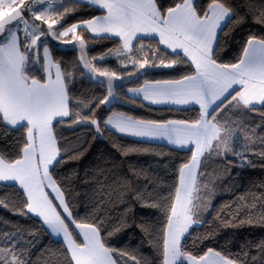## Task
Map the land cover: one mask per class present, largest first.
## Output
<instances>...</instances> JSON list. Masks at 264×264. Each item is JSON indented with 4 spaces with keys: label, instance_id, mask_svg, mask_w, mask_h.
I'll return each mask as SVG.
<instances>
[{
    "label": "trees",
    "instance_id": "trees-1",
    "mask_svg": "<svg viewBox=\"0 0 264 264\" xmlns=\"http://www.w3.org/2000/svg\"><path fill=\"white\" fill-rule=\"evenodd\" d=\"M31 1L24 0L20 6L23 14L30 12L25 9ZM155 2L163 14L180 0ZM211 2L195 0L194 7L202 14ZM226 4L233 18L220 29L212 58L218 64L230 65L242 57L249 38L264 39V0H226ZM103 12L75 0H58L51 9L59 31ZM75 34L86 42L87 55L97 69L128 79L116 86L115 102L98 104L107 95L106 82L86 74L76 48L62 47L58 39H42L59 64L68 91L70 115L53 123L62 163L51 168L50 174L63 194L70 217L50 197L77 243L82 239L75 226L93 224L119 263L164 264L163 240L170 207L175 202L181 169L192 159L193 150L118 133L107 126L106 119L117 111L146 121L195 122L200 116L198 107L152 106L127 94V88L146 81L191 76L195 67L182 53L165 49L157 38L136 39L129 55L140 62L141 57L148 61L139 68L124 53H118L122 46L119 39L94 36L82 27ZM19 36L25 40L20 32ZM30 61L26 74L45 81L42 53L38 51ZM73 113L79 116L74 119ZM85 116L98 121L99 131L97 125L84 122ZM222 118L236 131L238 140L232 153L218 155L214 147L202 154L198 181L212 188L216 198L205 220L192 226L181 239V249L195 258L211 249L236 264H264V143L257 139L264 138V105L253 110L226 106L218 115V120ZM25 136L24 131L7 126L0 114V155L5 161L21 158ZM26 200L19 185L0 182V248H10L14 243L16 256L26 264H74L64 242L54 238L41 219L28 211Z\"/></svg>",
    "mask_w": 264,
    "mask_h": 264
},
{
    "label": "snow or ice",
    "instance_id": "snow-or-ice-1",
    "mask_svg": "<svg viewBox=\"0 0 264 264\" xmlns=\"http://www.w3.org/2000/svg\"><path fill=\"white\" fill-rule=\"evenodd\" d=\"M42 3V0H35ZM76 3L90 2L99 4L107 10L104 16L93 20L83 21L85 29L92 32L112 33L116 37H122L123 43L118 53H124L125 58L139 68H144L148 63L134 59L129 53L133 50L132 41L137 33H158L159 42L168 45L175 51L176 47L183 49L184 53L191 56L195 64L196 74L185 76L180 81L157 82L165 86L145 87L142 89H128L133 93H143V99L153 103L171 102L174 104H188L194 101L200 107L199 118L192 123L187 121H168L157 123L155 121L134 120L123 114L112 113L107 118L106 124L111 125L121 133H129L134 136L151 137L166 136L172 144L184 145L194 142L196 151L192 155L195 167L197 154H203L211 149L213 141L216 142L214 151L219 155L221 151H232L231 141L235 140L237 133L229 127L227 120H217V113L226 104L234 105L237 109L253 110L256 103L264 105V39L251 37L247 40V46L243 48L242 57L234 64H217L212 58L213 44L221 24L231 20L233 14L227 6L226 0H212L208 9L202 14L198 13L193 5V0H180L175 7L167 8L162 14L157 8L155 0H75ZM24 0H19L15 6L20 7ZM48 7H51L49 3ZM30 11L35 20H43L48 24L46 30L39 25H29L21 12L9 17V22L17 21L7 29V34L0 37V114L7 126L17 128L26 133L24 144L21 148V158L13 162H6L0 155V181L19 182L20 187L27 193L26 207L28 211L43 217L53 233L60 235L67 241V248L71 252V259L75 264H115L112 259L113 250L106 247L100 235V229L93 224H77L76 227L83 230V245L76 244L70 238L67 225L55 211L51 201L44 194V187H53L49 168L62 163L58 159L60 149L53 134L52 123L57 117L63 118L70 115L68 105V93L64 80L61 78L60 66L54 63L49 48L41 38L48 36L62 38L72 33V39L80 40L81 48L84 42L81 37L75 35V30L81 25L72 24L63 31L53 30V20L48 22L46 11L38 14L41 9ZM3 13H0V18ZM63 18L62 16L60 17ZM20 24L24 27L22 32L27 39L21 41L17 35L21 31ZM5 25L0 23V33H4ZM40 41L39 48L37 42ZM66 43L68 41H65ZM138 43V42H137ZM23 45V50H21ZM175 45V47H174ZM191 46L198 55H192ZM142 50V46L136 49ZM42 53V62L45 70L55 67V81L49 79L41 83L37 79L30 78L26 74V67L30 63V57L37 52ZM83 59V57H81ZM163 65V60L160 61ZM172 63H175L174 61ZM170 67L169 65H164ZM88 69L90 78L98 74L100 77H108L106 81L107 95L97 101L98 104L109 103L108 97L118 99L113 93V78L116 73L108 70H100L89 63L83 65ZM70 79V74L65 73ZM187 82V83H185ZM233 85H242V90H236L234 94L226 96ZM220 101L219 104L216 102ZM256 102V103H254ZM211 109V111H209ZM75 119L79 113H73ZM119 115V119L116 117ZM85 123L97 125L95 119L84 118ZM80 122V121H77ZM251 139V138H249ZM264 143V138L257 137ZM189 168V165H184ZM195 176L190 171L189 184L185 185L183 168L181 169V185L186 192H190L191 184ZM176 204L171 205L170 215L167 220V232L163 240L164 264H178L183 258L188 257L181 249V239L188 232L192 217L188 210L181 205L182 210L177 212V204H181L180 189L176 190ZM191 203V201H188ZM64 211L68 212L67 205L61 200ZM156 206V205H149ZM69 217L71 213H68ZM197 223L199 221H196ZM16 245L10 248H0V264H26L15 254ZM210 254L219 257L223 264H236V261L220 256V253ZM194 264H199L195 257H188ZM134 259V257H133ZM204 256L199 258L200 261Z\"/></svg>",
    "mask_w": 264,
    "mask_h": 264
},
{
    "label": "rangeland",
    "instance_id": "rangeland-1",
    "mask_svg": "<svg viewBox=\"0 0 264 264\" xmlns=\"http://www.w3.org/2000/svg\"><path fill=\"white\" fill-rule=\"evenodd\" d=\"M57 1L58 0H42V3H36L35 0H32L31 3L29 4L28 9L31 8L32 11H36L37 9H41V12L38 13L41 15H43L44 12L46 11L47 17H48V22L51 23L53 20L56 21V19H54L53 15L51 14V9L54 7V5L57 3ZM49 3H51V7H48ZM22 16L25 20L28 21L29 25H32V24L39 25L42 30H46L48 27V24L45 23L43 20H35L33 15L31 14V12H29L28 14H23ZM57 21H56V23H57ZM16 23H17V21H13L12 23L7 24V27L5 28L4 33H0V37L5 36L7 34V29L12 27V25L16 24ZM23 27H24V25L20 24L21 31H19V32L23 35V37L25 39H27V37H25L23 32H22ZM53 30L54 31L57 30L55 27V23L53 24ZM75 35L79 36L77 34H75ZM72 36L73 35H69V36L62 37V38H55L52 36H48L46 39L44 37H42L41 39H44L47 41L49 39H52V40L58 39L59 44L62 47L76 48L79 52V56H80V60H81L82 65H84L85 63H89L93 67H95L94 62L87 55V45H86V42L84 41V39L81 36H79L82 38V40L84 42V47L81 48L80 40L72 39ZM65 41H68V42L66 43ZM39 43H40V41L37 42V48L39 47ZM46 46L49 48L48 44H46ZM81 57H83V59H81ZM84 69H85V72L87 75H89V76L92 75L89 73L88 69H86V68H84ZM109 72H111V71H109ZM93 79H100V80H104L106 82L108 77H100L98 74H96V75H94ZM127 79H128L127 76H121V75H117V74H116V77L113 78V93H114L115 97H116V95H115L116 86L118 84L124 82ZM108 100H109V103H107L106 105L112 104L117 99H113L112 97H108ZM217 119H218V115H217ZM235 140H238L237 136H236ZM235 140L230 142L231 146H232V151H233V148L235 147L233 145ZM215 144H216V142L213 141L212 148L215 147ZM207 150H209V149H207ZM207 150H205V151H207ZM232 151H221V152L224 154H227V153H232ZM201 156H202V154L197 155V162H196V165L194 168L191 167L193 164L192 159L190 160L189 163L186 164V165H189V168L183 167V175H184L185 185L189 184V173H190V171L195 176V180L191 184L190 192H186L185 187H183L181 185V174H180V181H179L178 188L180 189V194H181V204H177L176 206H177V212L179 213L182 210L181 205H183L188 210L187 214L192 217V223H190L188 230L192 226H196L198 224H201L205 220L206 216L210 213L213 202L216 198L215 192L212 188L208 187V185L199 184L198 168H199V161H200ZM51 179H52V181H54L52 176H51ZM45 190L47 192V195H49V197H50V195H52L53 198H56L60 205H61V200H63V202L65 203L63 194H62L61 190L59 189V187L57 186L55 181H54L53 187H45ZM188 201H191V203H189ZM174 204H176V201L174 202ZM61 206L63 207V205H61ZM196 221H199V222L197 223Z\"/></svg>",
    "mask_w": 264,
    "mask_h": 264
},
{
    "label": "crops",
    "instance_id": "crops-1",
    "mask_svg": "<svg viewBox=\"0 0 264 264\" xmlns=\"http://www.w3.org/2000/svg\"><path fill=\"white\" fill-rule=\"evenodd\" d=\"M194 1H195V0H193V5H194ZM17 3H19V0H0V13H3V15H5L6 13L10 12L12 9H14L15 7H17V6H15ZM86 3H89L90 5H92L90 2H86ZM155 3H156V2H155ZM156 5H157V4H156ZM92 6H95V7H97V8L102 9L104 12H103V14H100V15L95 16V17H93V18H91V19H88V20H93V19H95L96 17L104 16V15L107 14V10L101 8L99 4H97V5H92ZM157 8H158V7H157ZM88 20H85V21H88ZM227 20H228V19L226 18V20H225L224 22H222V24H221V28L224 26V24L227 22ZM78 25H81L80 27L85 28V26L82 25V22L78 23ZM80 27H77V28H76L75 33H76V31H77ZM87 31H88L91 35H94V36H112V37H115V38L119 39V40L121 41V43H123V38H122V37H116V36H115L114 34H112V33H102V32H99V33H98V32H92L91 29H87ZM219 32H220V30H218V32H217L216 40H215V42H214V44H213V51H214V48H215V45H216V42H217V38H218V34H219ZM17 35H18V37H19V39H20L19 31L17 32ZM69 35H73V34H72V33H69ZM69 35H68V36H69ZM139 37H153V38H157L158 40L160 39L158 33H148L147 35H145L144 33H137V36H136L135 39H133V41H132V44H133V45H134L136 39L139 38ZM161 45H162L165 49H167V50H169V51H171V52H179V53H182V54H183V55H184V56H185V57H186V58H187V59H188L193 65H194V67H195V64H194V62L192 61L191 56H189L188 54L184 53L183 49H181V48H179V47H176V48H175V51H173V49H172V48H169L168 45H166V44H162V43H161ZM174 47H175V45H174ZM21 50H22V49H21ZM189 51L192 53V55H198V54L194 51V49H193L191 46H189ZM49 52H50V48H49ZM212 53H213V52H212ZM50 54H51V52H50ZM51 58H52V56H51ZM52 61H53L54 63H56V62L53 60V58H52ZM216 63H217V62H216ZM217 64H218V63H217ZM195 70H196V68H195ZM56 71H57V69H56L55 67H51L50 69L45 70V81H40V82H41V83H45V82H47L49 79H51L52 81H55V74H56ZM60 71H61V68H60ZM61 74H62V75H61V78H62V79L64 80V82H65V79H64V76H63L62 71H61ZM195 74H196V72H195ZM195 74H193V75H195ZM191 76H192V75H191ZM183 79H184V78L179 79V80H162V81H159V82H164V81L174 82V81H180V80H183ZM38 81H39V80H38ZM157 82H158V81H146V82H144L142 85L127 88V94H128L129 96H131V97H134V98H140V99H142L145 103H147V104H149V105H152V106H168V107H176V108L198 107V108L200 109L199 105L196 104L194 101L189 102L188 104H174V103H171L170 101H169V102H165V103H153L150 99H149V100H145V99H143V93H142V92H141V93H133V92L128 91V89H142V88H145L146 86H147V87H153V86H160V87H163V86H165V85H163L162 83H161L160 85H157ZM185 83H187V82H185ZM65 85H66V82H65ZM242 88H243L242 85H233V88H232V89H229V93H227L226 96H230L231 94L235 93L236 90H242ZM66 89H67V85H66ZM67 93H68V91H67ZM216 103L219 104L220 101H217ZM254 103H256V102H254ZM235 104H236V101H232L231 104H227V105H225V107H226V106L234 107ZM68 105H69V100H68ZM260 106H262V104L256 103V106H255V107H260ZM225 107H223V108H225ZM223 108L217 113V115H219V114L221 113V111H223ZM241 109H243V108H241ZM209 111H211V109H210ZM112 113L123 114V116L131 117V116H128V115H126V114H124V113H122V112L114 111V112H112ZM112 113H111L108 117H110V116L112 115ZM108 117H107V118H108ZM63 118H65V117H63ZM116 118L119 119V115H118ZM131 118L134 119V120L146 121V120H141V119L134 118V117H131ZM58 119H62V118H60V117L55 118V119L53 120V123H54V121H56V120H58ZM106 120H107V119H106ZM217 120H218V119H217ZM170 121H179V120H170ZM166 122H168V121H166ZM166 122H157V123H166ZM5 123L7 124L6 121H5ZM53 123H52V127H53ZM188 123H190V122H188ZM107 126H108L109 128H111V129L117 131L118 133H121V132H119L117 129H115L114 127H112L111 125H107ZM53 134H54V132H53ZM121 134H124V135L130 136V137H133V138H137V139H140V140H146V141H151V142H161V143H166V144H168V145H170V146H173V147H176V148H179V149H189V148H191V149L193 150V153L196 151L194 142H188V143H186V144H184V145H179V144H172V143H170V142L168 141V139H167L166 136L141 137V136H134V135H131V134H129V133H121ZM54 137H55V135H54ZM55 139H56V138H55ZM197 155H198V154H197ZM6 162H7V161H6ZM51 168H52V167L50 166V168H49V173H50V169H51ZM50 175H51V174H50ZM0 182H1V183H15V184L19 185V182H13V181H0ZM19 186H20V185H19ZM21 189H22V188H21ZM22 190H23V189H22ZM23 191H24V190H23ZM43 191H44V194L47 196V199L51 201V204H52L53 208H55V211L59 213V209H58L57 206L54 204V202L51 200V198L49 197V195H47V192H46V190H45V187H44ZM24 192H25V191H24ZM25 194H26V196H27V193H26V192H25ZM55 200H56V202H57V205H58V206L60 207V209L62 210V212H63L66 216H68V213L64 211L63 207L59 204L58 200H57L56 198H55ZM64 204H65V203H64ZM29 212H30V211H29ZM30 213L33 214L34 216L38 217L39 219H41V221L44 223L43 217L38 216V215H37L36 213H34V212H30ZM59 214H60V213H59ZM60 217H61V219H63L62 216H61V214H60ZM63 220H64V219H63ZM64 223H65V221H64ZM65 224H66V223H65ZM44 225L46 226V228L48 229V231L51 233V235H52L54 238L62 240V241L64 242V244L66 245V247H67V241L64 240V238H63V233H61L60 235H57L56 233H53V232H52L51 228H50L46 223H44ZM75 227H76V226H75ZM67 228H68V226H67ZM76 230L78 231V233H79V235H80V237H81V239H82V243H81L80 245H83V243L85 242V241H84V237H83V230L80 229V228H77V227H76ZM68 232L70 233V238H71V240H73L76 244H79V243H77V242L74 240V238H73L71 232L69 231V228H68ZM67 249H68V248H67ZM68 251H69V250H68ZM69 253H70V255H71V252H70V251H69ZM213 253H216V252L213 251ZM188 257H192V256H188ZM188 257L183 258L182 261H179V262H178V264H180V263H184V262L187 263V264H194L193 260L190 259V258H188ZM204 257H205V259H204L203 261H200L199 258H196V260L199 262V264H223V261L220 260L219 257H216V256H214L213 254H210L209 252H208L206 255H204ZM112 259L115 261V264H121V263H119L118 259L116 258V256L114 255L113 252H112ZM73 262H74V264H75V261H74V260H73Z\"/></svg>",
    "mask_w": 264,
    "mask_h": 264
},
{
    "label": "water",
    "instance_id": "water-1",
    "mask_svg": "<svg viewBox=\"0 0 264 264\" xmlns=\"http://www.w3.org/2000/svg\"><path fill=\"white\" fill-rule=\"evenodd\" d=\"M17 12H21L22 13V9L20 7H15L10 12L6 13L5 15H3L2 18H0V23H3L5 26L7 24L12 23L13 21L9 22V17L14 16ZM22 15H23V13H22Z\"/></svg>",
    "mask_w": 264,
    "mask_h": 264
}]
</instances>
